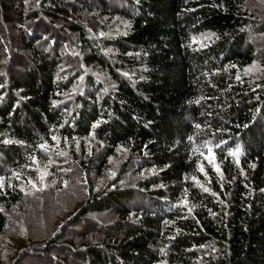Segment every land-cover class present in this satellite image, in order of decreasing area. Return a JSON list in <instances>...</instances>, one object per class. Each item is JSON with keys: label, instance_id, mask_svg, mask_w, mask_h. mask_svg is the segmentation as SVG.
I'll return each mask as SVG.
<instances>
[{"label": "trees", "instance_id": "obj_1", "mask_svg": "<svg viewBox=\"0 0 264 264\" xmlns=\"http://www.w3.org/2000/svg\"><path fill=\"white\" fill-rule=\"evenodd\" d=\"M0 184V264H264V0H0Z\"/></svg>", "mask_w": 264, "mask_h": 264}, {"label": "snow or ice", "instance_id": "obj_2", "mask_svg": "<svg viewBox=\"0 0 264 264\" xmlns=\"http://www.w3.org/2000/svg\"><path fill=\"white\" fill-rule=\"evenodd\" d=\"M257 67H258L257 65L253 64V66H252L251 68H247V69H245L244 71H245V73L247 74V73L253 71L254 69H256ZM237 79H239V77H237ZM197 127H199V125H197ZM245 127H247V125H245ZM53 139H55V137H53ZM5 143H11V141H5ZM40 147H41L42 149H44L45 151L48 150L46 145H43V144H42V145H40ZM216 147H220V145L217 144ZM194 151H196V150L194 149ZM239 151H240L239 148H237L234 152H231L230 155L236 156L237 153H239ZM59 154H60V155H65V153H63V152H61V153H59ZM200 155L204 156L205 159H207L208 162H209L210 164L213 165V167L215 168V170H216L217 172H220V169H219L218 165H215V163H214V161H215V157H214V155H213V149H212V147H207V153H205V152H201ZM33 162H34V163L36 162V161H35V158H33ZM45 167H46V166H45ZM199 170H200L201 172H204V168H203V166H201V167L199 168ZM38 171H39V169H38ZM47 174H48V173H47L46 171L40 173V175H39V180H40L41 183L43 182V180H44V178H45V176H46ZM29 183H33V182H32V181H29ZM0 186H2V184H0ZM33 187H35V184H33ZM37 190H38V191H42L43 189H37ZM204 190H205V191H208L207 188H205ZM189 211H191V209H189ZM162 251H163V250H162Z\"/></svg>", "mask_w": 264, "mask_h": 264}, {"label": "rangeland", "instance_id": "obj_3", "mask_svg": "<svg viewBox=\"0 0 264 264\" xmlns=\"http://www.w3.org/2000/svg\"><path fill=\"white\" fill-rule=\"evenodd\" d=\"M30 262V261H29ZM31 264H43V263H41V262H39V261H37V260H31V262H30Z\"/></svg>", "mask_w": 264, "mask_h": 264}]
</instances>
